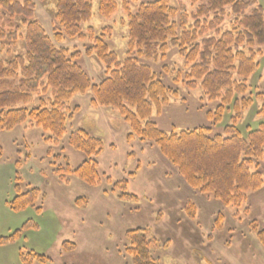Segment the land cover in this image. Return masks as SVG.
Returning a JSON list of instances; mask_svg holds the SVG:
<instances>
[{
  "label": "trees",
  "instance_id": "obj_1",
  "mask_svg": "<svg viewBox=\"0 0 264 264\" xmlns=\"http://www.w3.org/2000/svg\"><path fill=\"white\" fill-rule=\"evenodd\" d=\"M193 12L181 14L180 22L172 19L178 10L170 0H157L142 4L135 14L129 15V44L126 58L120 61L101 38H93L88 55L96 54L106 67L105 78L92 83L87 73L77 64L80 55L71 56L69 49L58 48L43 26L33 20L36 5L33 0H0V13L6 21H0V132H11L27 126L39 129L44 139L59 145L68 133V123L74 119L79 108H66L75 96L92 95L94 108L116 110L131 133L128 142L139 138L150 141L160 149L163 156L176 168L186 184L200 195L213 198L225 207H241L249 194L264 187L259 168L264 158V93L256 95L261 100L257 114L263 119L257 129L246 128V135L238 124L242 112L254 104L248 93L247 80L258 70L257 57H264V11L256 7L258 0H189ZM94 0H56L55 38L64 37L83 40L81 24L93 16ZM118 8L115 0H99V12L108 18ZM228 9L238 18L233 29L220 32ZM1 18V17H0ZM20 18L21 28H14L10 21ZM190 19L193 21L189 25ZM23 31L17 33V30ZM92 31V29H90ZM215 33L217 37H208ZM179 49L185 59L186 85L193 88L198 83L210 101H220L215 114L217 123L223 121L226 112L235 113L233 123L224 127V134L210 135L212 129L201 128L166 134L151 120L169 103V96L176 93L159 79L151 67L139 63L165 59L169 46ZM9 48V49H6ZM259 48L258 50H256ZM51 97H47V96ZM32 108H17L19 104ZM68 144L84 154L87 160L77 169L70 167L56 170L66 181L75 176L89 186L101 182L98 157L105 150L102 138L89 134L82 128L70 131ZM4 148L0 143V158ZM254 169V171H253ZM139 171V168L137 169ZM137 171L129 177L137 175ZM128 180L114 184V192L124 190ZM41 191L31 189L20 193L7 206L13 212H22L39 199ZM117 198L123 201L137 200L135 195L122 192ZM86 203L77 200V204ZM39 210V208H37ZM186 214L193 220L197 214L196 204L186 206ZM223 219L219 214L217 222ZM27 221L22 229L6 237H0V246L17 243L22 231L35 227ZM251 231L264 247V229L254 221ZM147 230L126 232V254L133 264H159L151 254L154 240L147 239ZM66 252L77 250L73 242L62 244ZM22 264H47L50 258L33 251H20Z\"/></svg>",
  "mask_w": 264,
  "mask_h": 264
},
{
  "label": "rangeland",
  "instance_id": "obj_2",
  "mask_svg": "<svg viewBox=\"0 0 264 264\" xmlns=\"http://www.w3.org/2000/svg\"><path fill=\"white\" fill-rule=\"evenodd\" d=\"M33 1L36 5L33 20L43 26L56 47L69 49L71 56L79 54L77 64L92 83L99 84L105 78L106 67L96 54H87L93 47V38L103 39L123 62L128 52L129 15L135 14L140 5L157 0H115L118 8L108 18L99 12V0H94L92 19L81 24L86 38L64 37L61 42L55 38L56 0ZM170 3L179 12L172 19L176 23L180 22L181 14L189 16L194 9L189 0ZM255 8L264 11V0H258L248 14ZM0 17V21L8 23L6 15L0 13ZM237 18L228 9L220 32L231 31ZM10 21L14 28L22 27L20 18ZM192 23L190 19L189 25ZM208 37L217 36L213 33ZM138 61L151 67L167 87L176 91L168 97L169 103L162 112L154 111L151 117L166 134L201 128L212 129L210 135L224 134V127L233 123L232 111L226 112L220 123L215 116L209 118L220 101L208 100L199 83L193 88L186 85L185 74L189 70L177 47L170 45L165 59ZM257 63L259 68L247 80L245 96L252 97L254 104L242 112L238 124L244 134L247 127L257 129L263 120L257 114L262 101L256 95L264 93V57L258 56ZM91 98L92 95H78L68 102L66 108L79 111L68 123V133L59 145L46 142L41 130L27 126L0 132L4 148L0 158V237L22 229L27 221L36 225L22 231L17 243L0 246V264H22L20 251L44 255L51 259L47 264H133L126 254L125 234L138 228L147 230V239L155 241L151 254L159 264H264V247L250 227L256 221L264 229V187L250 193L241 207H225L200 195L186 184L156 144L139 138L128 142L131 129L119 113L111 108H94ZM31 104H19L17 108H32ZM107 121L112 129L105 124ZM76 128L103 137L105 150L97 160L101 176L97 186H89L75 176L67 177L66 181L56 173L60 167L77 169L87 160L68 144L69 133ZM136 171V176L129 177ZM259 171L264 179V158ZM122 180H128L127 187L114 192V184ZM31 189L41 191L34 207L22 212L8 208L7 201L17 196L18 191L25 193ZM122 192L135 195L137 200L118 199V193ZM79 199L86 203L77 204ZM190 202L197 207L193 220L186 214ZM219 214L223 216L220 223ZM65 241L75 243L77 250L66 252L62 247Z\"/></svg>",
  "mask_w": 264,
  "mask_h": 264
},
{
  "label": "crops",
  "instance_id": "obj_3",
  "mask_svg": "<svg viewBox=\"0 0 264 264\" xmlns=\"http://www.w3.org/2000/svg\"><path fill=\"white\" fill-rule=\"evenodd\" d=\"M106 111V110H105ZM108 111V110H107ZM106 111V112H107ZM108 113V112H107ZM106 125H107V127H109L110 129H112V125L111 124H109V122L107 121V123H105ZM17 129H19V128H17ZM17 129H15V130H17ZM14 130V131H15ZM100 138H103V137H101V136H99ZM8 202V201H7ZM12 245V244H11ZM8 246V245H7ZM20 256V255H19Z\"/></svg>",
  "mask_w": 264,
  "mask_h": 264
}]
</instances>
